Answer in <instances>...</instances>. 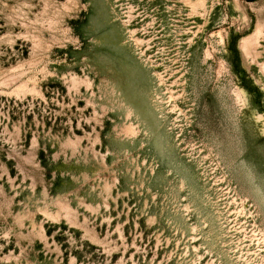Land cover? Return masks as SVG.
Listing matches in <instances>:
<instances>
[{
    "label": "rangeland",
    "instance_id": "374dc122",
    "mask_svg": "<svg viewBox=\"0 0 264 264\" xmlns=\"http://www.w3.org/2000/svg\"><path fill=\"white\" fill-rule=\"evenodd\" d=\"M0 264H264V0H0Z\"/></svg>",
    "mask_w": 264,
    "mask_h": 264
}]
</instances>
